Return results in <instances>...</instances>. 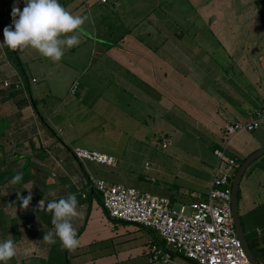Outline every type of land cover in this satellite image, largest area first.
I'll return each instance as SVG.
<instances>
[{
	"label": "crops",
	"instance_id": "0c3cea01",
	"mask_svg": "<svg viewBox=\"0 0 264 264\" xmlns=\"http://www.w3.org/2000/svg\"><path fill=\"white\" fill-rule=\"evenodd\" d=\"M59 3L73 15L86 19L81 26L80 43L66 48L61 59L55 61L57 65L47 63L49 58L30 47L0 48V240L11 239L15 245V255L8 264H90L89 259L76 261V256L93 253L99 247L96 245L100 244L101 248L104 245V239L88 232L93 203L114 225H135L114 222L115 219L107 217L101 200L88 199L91 192L86 187L88 175L103 180L91 169L90 164L94 162H86L81 168L68 150L72 146L64 138L62 125L45 121L40 110L35 111L31 102L35 100L39 107L41 101L37 84L40 81L55 84L54 73L63 79L61 83L68 84L67 81L73 79L69 90L77 98H83L84 93L87 96L88 89L101 84L102 88L95 87L97 93L103 94L104 88L110 92L111 88L118 92L122 103L136 105L134 112L126 117L138 123L141 118H161L167 123L166 127L181 126L206 140L201 147L207 151L206 157L187 161L189 156H184L186 166L189 163L192 168H187V173H182L174 183L176 189L167 197L149 194L167 200L173 207L206 199L217 167L214 150H223L225 156L237 162L264 148V121L251 131L232 136L225 148L220 134L225 125L247 122L255 109L264 106L261 18L264 0H182L194 13L193 20L198 24L195 34L190 32L191 27L172 28L170 22L174 14H181L175 10L178 0H150L151 6L146 5L141 10V19L133 17L131 22L139 21L128 25V7L135 10L142 4L138 7L130 0H105L104 3L59 0ZM123 4L129 6L122 7ZM163 5L165 8L161 7ZM14 6L22 10L23 0H0V41L4 27L11 25ZM119 15L124 23L122 19L118 22ZM181 15L188 20V12ZM119 25L125 31L120 32ZM201 33L202 42L198 40ZM144 37H148V43H144ZM92 68L96 78L89 76L83 81ZM74 84L77 88L73 91ZM84 85L87 87L81 88ZM88 97L91 100L93 96ZM58 110L60 108L55 113ZM54 133L60 135V141ZM162 141L161 147L166 148L168 141ZM18 173L21 181L12 184V177ZM18 192L20 197L31 194L26 208L21 207ZM70 193L75 194L78 201L77 215L71 219L79 238L74 250L62 247L58 239L55 244L43 240L53 226L51 211H44L40 206V201L46 207L48 201L66 198ZM239 195L238 208L246 238L258 264H264V155L244 172ZM147 243L143 245L147 247L153 242ZM157 244L163 247L162 241ZM143 245L139 254H143L149 264H168L178 258L194 264L172 252L166 263L151 261Z\"/></svg>",
	"mask_w": 264,
	"mask_h": 264
},
{
	"label": "rangeland",
	"instance_id": "374dc122",
	"mask_svg": "<svg viewBox=\"0 0 264 264\" xmlns=\"http://www.w3.org/2000/svg\"><path fill=\"white\" fill-rule=\"evenodd\" d=\"M130 1L136 3L138 7L139 4L142 5L141 8L135 10L128 7L129 5H121L128 7L127 25L138 22L139 20L134 22L131 20L133 17L141 19V10H144L150 2V0ZM107 6L111 8L109 4ZM161 7L165 8V5ZM175 10L181 14L188 12L189 17L188 20H184L183 15L174 14L173 22H170L172 28L191 27L190 32L195 34L198 24L197 21L193 20L195 17L192 16L194 13L191 7L187 8L182 0H178ZM0 15L2 16V12ZM114 18L116 19V15ZM109 19L113 20L112 18ZM120 19H122L121 16L118 18V22ZM122 21L124 23L125 20L122 19ZM111 23L112 21L108 24ZM119 31L123 32L125 28L121 29L119 25ZM203 39L202 34L198 40L202 42ZM143 41L148 43V37H144ZM46 61L57 65L50 58ZM93 72V68L90 69L82 80H88L89 76L91 79H95L96 75ZM75 77L77 78V75ZM52 81L55 84L45 81H40L37 84L41 98L38 109L42 117L45 121H54L62 125L64 138L70 143V146L112 155L115 159L113 166L90 164L94 174H98L97 177L103 178L108 184H120L124 187L133 188L140 193L167 197V194L172 192L171 190L176 189L174 183L179 181L183 176L182 173H187V168H192L189 163L186 166L184 156L188 155L186 160L190 161L192 158L200 160L207 155V151L201 149L206 140L200 139L195 132H188L185 130L186 128L181 126L166 127L167 123L161 118H141L140 123H138L134 118L126 117L128 113L134 112L136 105L127 106L122 103L118 99V92L111 90V88L110 92L104 88L103 94H99L95 87L102 88L103 86L101 84L94 85L91 87L92 89H88L87 96L84 93V97L80 99L69 90V84L73 79L67 81L68 84L61 83L60 81L63 79L54 73ZM32 94H35L34 89H32ZM91 94L93 97L88 100L87 97ZM33 97L35 99L34 95ZM40 105L42 106L40 107ZM59 108L60 110L55 113ZM155 129L163 132H150V130L155 131ZM163 139L168 141L166 148L161 147ZM96 168L100 171L98 172ZM178 205L176 204L174 207H178ZM92 210L88 220V232L92 231L94 236L104 239V245L102 248L100 244L96 245L99 247L93 253L88 252L85 256H76V261L79 262L81 258L83 262L86 259L91 260L90 264H149L146 262V257L139 252L143 244L147 242H156L155 244H157L161 241L154 230L149 228L140 230L136 225H114L102 215L101 210L94 203ZM146 248L143 245L145 254L147 253ZM175 263L188 264L179 258L168 264Z\"/></svg>",
	"mask_w": 264,
	"mask_h": 264
},
{
	"label": "built area",
	"instance_id": "2783aa9c",
	"mask_svg": "<svg viewBox=\"0 0 264 264\" xmlns=\"http://www.w3.org/2000/svg\"><path fill=\"white\" fill-rule=\"evenodd\" d=\"M104 3L105 0H100ZM34 83V79L31 80ZM4 85H7L4 82ZM76 84L73 85L74 91ZM72 91V92H73ZM264 121V106L253 111L247 122H231L220 131L224 148L241 131H251ZM76 161L113 165L114 159L80 147L71 149ZM218 165L209 184L206 199L174 208L163 199L120 184H108L88 175L86 187L101 197L104 211L111 219L154 230L163 247L150 243L146 250L151 261H170L171 252L194 264H250L236 236L230 208L232 177L238 167L223 150H214ZM84 197V195H82Z\"/></svg>",
	"mask_w": 264,
	"mask_h": 264
},
{
	"label": "clouds",
	"instance_id": "9594fccd",
	"mask_svg": "<svg viewBox=\"0 0 264 264\" xmlns=\"http://www.w3.org/2000/svg\"><path fill=\"white\" fill-rule=\"evenodd\" d=\"M22 10L12 7L11 25L3 29V40L0 48L22 50L26 47L35 49L41 56L59 61L66 48L80 43L79 34L86 17L73 15L59 0H23ZM21 174L12 177L11 183L21 181ZM21 207L26 208L31 200V194L20 197ZM77 198L68 194L58 200H50L45 204L40 201L41 209L51 211L53 229L47 231L43 240L55 244L57 239L62 247L74 250L79 245V238L72 226L71 219L77 215ZM15 255L13 240H0V264H8Z\"/></svg>",
	"mask_w": 264,
	"mask_h": 264
},
{
	"label": "water",
	"instance_id": "95a60500",
	"mask_svg": "<svg viewBox=\"0 0 264 264\" xmlns=\"http://www.w3.org/2000/svg\"><path fill=\"white\" fill-rule=\"evenodd\" d=\"M262 155H264V148H261L251 153L238 165L232 177L231 188H230V208H231L234 230L250 264H258V262L252 253V250L246 238L245 231L240 218L239 208H238V191H239L241 178L244 172L246 171V169L248 168V166L254 160L261 157Z\"/></svg>",
	"mask_w": 264,
	"mask_h": 264
},
{
	"label": "trees",
	"instance_id": "16d2710c",
	"mask_svg": "<svg viewBox=\"0 0 264 264\" xmlns=\"http://www.w3.org/2000/svg\"><path fill=\"white\" fill-rule=\"evenodd\" d=\"M261 18H262V23H263V27H264V14L261 16ZM75 88H77V87H75ZM32 104H33V107H34V109H35V111H37V108H38V106H37V103L35 102V100H33L32 102H31ZM55 134V133H54ZM56 135V134H55ZM57 136V140H61L60 139V135L58 136V135H56ZM59 137V138H58ZM73 147H68V150L70 151V153H71V155H72V152H71V149H72ZM73 157V156H72ZM74 158V157H73ZM75 159V158H74ZM76 160V159H75ZM244 159H239V160H237V162L236 163H238V164H240L242 161H243ZM81 166V168H83V166L82 165H80ZM88 196H89V200L91 199V198H94V197H96L98 200H101V197H100V195H99V193L97 192V191H95V190H92V192H90L89 194H88ZM239 197H240V195H239V192H238V200H239ZM108 217V216H107ZM114 221V220H113ZM114 222H117L116 220L114 221ZM121 222V221H120ZM123 223H126V222H123ZM187 260V259H186ZM190 259H188V261H189ZM191 262H193L192 260H190ZM194 263V262H193Z\"/></svg>",
	"mask_w": 264,
	"mask_h": 264
}]
</instances>
